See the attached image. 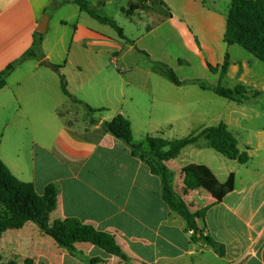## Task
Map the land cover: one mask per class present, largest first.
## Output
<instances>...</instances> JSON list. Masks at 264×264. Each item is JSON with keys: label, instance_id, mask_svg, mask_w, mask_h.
Returning <instances> with one entry per match:
<instances>
[{"label": "crops", "instance_id": "crops-1", "mask_svg": "<svg viewBox=\"0 0 264 264\" xmlns=\"http://www.w3.org/2000/svg\"><path fill=\"white\" fill-rule=\"evenodd\" d=\"M65 1L0 0V71L32 48L37 28L51 7L62 10L77 6L79 11L59 20L71 29L70 46L60 52L50 48L49 19L39 52L19 63L0 89L1 128L9 132L13 149L21 142L29 146L32 160L26 165L16 151L0 153V158L17 178L33 183L39 195L49 184L58 187L60 206L51 214V222L60 218L93 222L99 231L115 235L126 253L146 264H264V63L253 55L236 57L239 45L225 44L231 0L222 14L224 28L216 35L207 22L195 28L171 12L164 4L166 0H158L157 5L149 2L153 10L130 15L139 30L129 36L123 28L127 40L79 5ZM130 1L138 3L127 0V7ZM206 1L216 8L222 0H199L204 10ZM112 2L88 3L96 10L106 9ZM128 9L121 7L127 15ZM211 17L209 13L208 23ZM138 50L149 55L150 65L128 63L131 52L142 54ZM227 53L230 67L223 83L230 81V88L244 85L253 103L249 108L247 103L238 104L212 91H197L192 86L198 85L188 83L205 80L216 87L221 73H213L208 64L221 67ZM49 63L63 66L69 92L95 112L63 93L60 76ZM158 63L176 70L185 84L178 86V91L160 93L157 86H148L129 92L135 87L131 81L134 75L128 78L123 74L145 72L149 80L158 81L151 75L159 73ZM118 65L126 68L124 73L117 72ZM119 114L131 121L134 139V117L156 136L162 130L199 132L222 122L237 134L233 127H242L245 119L259 122L243 129V146L239 134H234L239 150L249 155L246 164L220 159L203 141L167 163L173 173H181L192 164L206 165L221 183L235 176L234 190L206 214L207 233L224 245V256L201 239L191 241L192 233L187 231L183 217L163 200L160 177L105 129L104 124ZM147 136L154 133L139 141ZM5 159H11L10 164ZM188 197L197 209L213 202L205 191L191 192ZM199 224L204 226L202 221ZM0 246L3 263L90 264L91 259L101 258L104 261L97 264H120L117 257L88 244H77L72 254L34 222L5 232Z\"/></svg>", "mask_w": 264, "mask_h": 264}, {"label": "trees", "instance_id": "trees-1", "mask_svg": "<svg viewBox=\"0 0 264 264\" xmlns=\"http://www.w3.org/2000/svg\"><path fill=\"white\" fill-rule=\"evenodd\" d=\"M65 2L79 5L82 11L101 23L110 25L122 39L127 40L124 29L115 20L99 15L86 0H67ZM149 2L157 5L158 0H138L137 4L130 1L128 14L131 15L138 10L151 11L152 6H149ZM42 41L43 34L37 33L32 48L21 59L0 71V89L7 84V78L19 63L30 56H36L41 49ZM224 42L228 46H241L264 63V0H231ZM138 51L149 59L146 52ZM49 65L58 72L63 93L74 102L82 104L89 112H95V109L76 99L69 92L67 78L61 72L63 66L51 63ZM159 66L168 74L175 85L182 86L185 84L179 79L174 69L165 64H159ZM208 66L213 73H221L220 82L216 87L205 80H195L188 83L198 85L202 90L212 91L218 96L238 104L250 102L251 97L248 96L247 88L244 85L239 84L234 88L223 85V80L230 67V55L228 53L221 67L211 64ZM104 127L117 139L127 144L132 156L147 164L152 174L160 177L163 200L171 210L183 217L187 224V231L192 233L191 241L197 242L198 239H201L212 246L216 254L224 256L226 252L224 245L216 242L207 233L206 214L212 206L222 202L225 196L234 190L235 176L232 174L226 183H221L208 166L192 164L181 171L182 183L179 187L174 184V173L169 169L167 163L177 159L183 150L199 141H203L206 146L230 160L238 161L240 164L248 163L250 159L248 153L239 150L238 139L228 126L222 122L180 139L170 140L158 136H147L139 142L134 139L131 121L122 114L117 115L110 122H106ZM194 191L207 192L213 198V202L206 207L195 208V205L187 200L188 195ZM59 196L60 191L55 184H49L44 194L39 195L33 183L24 182L17 178L0 158V207L2 208L0 211V241L5 232L20 230L27 223L34 222L46 235L53 238L61 247L72 254L75 253L77 244H88L97 246L108 254L117 257L120 264H146L126 253L115 235L99 231L93 222L83 223L77 218H60L51 222V214L60 206ZM199 221L204 223L203 227L200 226ZM103 261L101 258H94L91 259L90 264ZM0 264H16L14 261L2 262L1 246ZM26 264H33V261L28 260Z\"/></svg>", "mask_w": 264, "mask_h": 264}, {"label": "rangeland", "instance_id": "rangeland-1", "mask_svg": "<svg viewBox=\"0 0 264 264\" xmlns=\"http://www.w3.org/2000/svg\"><path fill=\"white\" fill-rule=\"evenodd\" d=\"M87 2H93L94 0H86ZM127 0H114V2H112L111 4H109V6L106 9H96V12L104 17H108L111 18L113 20L116 21V23L124 28L126 30V33L131 36L134 35L138 30L139 27L131 21V16L127 15L126 13H124L121 10V7H126L129 8V6L127 7ZM227 3H229V0H222L216 8H213L211 6V3L209 1H206L205 3V10L202 8L199 0H166V2L164 3L166 6H168V9L171 10V12L175 13L178 16H182L184 17L192 26H194L195 28L200 26L201 23L203 24V22H207L208 26L211 25L213 27V32L214 34H219V30L221 31V28H224L223 25V15L225 14V12L227 11ZM155 8V7H154ZM152 8V10L154 9ZM77 6H67L65 8H63L62 10H58L57 8H53L51 7V9H49V11L47 12V14L45 15H49V19H50V24H49V31H48V37L51 41L50 44V48H54V50L57 51H61L63 49V47H68L72 44L71 42V29L68 28V26H62L61 24H59V20L62 18H71V16L79 13V11L77 10ZM129 10V9H128ZM219 10V11H217ZM150 12V11H149ZM209 13H212V17L211 19H209V23H208V15ZM229 13V12H228ZM145 14V12H144ZM148 13H146L147 15ZM45 15L43 16V18L45 17ZM204 15V17L202 18V16ZM215 15V17L213 16ZM42 18V20H43ZM212 18H213V22H212ZM216 18V21H215ZM73 20V19H72ZM72 20L70 21V24L72 22ZM215 21V23H214ZM113 30L114 33H117V31L114 28H111ZM239 48V52L236 55V57L240 56V58H245V57H250L251 54H249V52H247L245 49H243L241 46H238ZM128 49V46L126 47L125 50ZM252 57V56H251ZM127 61L128 63H145V64H149L150 62L149 60L142 54L137 53L136 51L131 52L130 54H128L127 57ZM264 65V64H263ZM118 70L117 72H121L124 73L125 69L122 68L121 65H118ZM159 73H152V76H156L158 78V81L155 80H149L148 78L149 75L145 72H135V73H126L123 74V77H130L133 76V78L131 79V81L133 82V86L134 88L130 89L129 92L132 90L133 92L137 91L138 87H148V86H157L159 89L160 93L163 92H169L174 90L178 91V86H176L172 80L170 79V77L168 76V74L160 67L159 68ZM176 71V70H175ZM177 72V71H176ZM178 75H180L179 73H177ZM122 75V74H121ZM127 75V76H126ZM182 75V74H181ZM155 77V78H156ZM127 79V78H126ZM157 83V84H156ZM228 87H232L230 81L229 82H225ZM223 83V84H225ZM214 84V83H212ZM194 88L197 89V91H202L201 88L199 86H192ZM189 89V88H187ZM187 91V90H186ZM134 92V93H135ZM248 93V91H247ZM249 96V95H248ZM250 97V96H249ZM251 101V100H250ZM247 108L251 107L250 102L247 103ZM84 112L81 111L80 113V117L82 118L81 123H83L84 120ZM107 116H111V113L108 114ZM163 117V116H162ZM251 118V116H249ZM77 118V117H76ZM135 120L139 121V118L134 117ZM78 119V118H77ZM137 121L135 122V134H136V139L135 141H139V139L143 136H146L148 133H154V136H156V132L154 131H150L149 129H144L143 128V122L139 121L141 123ZM259 122L257 121H251V119L247 118L244 120L243 126L242 127H233V130L235 132H238L237 134H239L238 136L240 137L241 140V145L243 146V143L245 141V133L243 132V129L248 128L252 125H256ZM193 132H182V131H169V130H162L160 135H157L158 137H163L165 139H171L173 140L174 138L179 139V138H184L189 136L190 134H192ZM235 134V133H234ZM235 134V135H237ZM8 136H9V132L5 131L4 129L1 128L0 125V153L3 154L5 151L9 152V151H16L15 153H20L21 155V162L26 163V165L31 164V154L30 152V148L27 144H24V142L19 145V146H14V149L9 145V141H8ZM208 147V146H207ZM208 149L212 152L215 153V155H217V157H219L220 159H225L226 161H229L228 158L222 156L221 154L215 152L212 148L208 147ZM7 162H9L10 164V160L9 159H5ZM172 168H174L172 166ZM175 170V168H174ZM182 180H181V176L180 173H174V184L177 186H181ZM189 196V195H188ZM189 197H187L188 199ZM195 204V203H193ZM0 211H2V208L0 207ZM53 219V216L51 215L50 220ZM8 253H10V251L6 250V254L8 255ZM209 259V258H208ZM199 263V262H197Z\"/></svg>", "mask_w": 264, "mask_h": 264}, {"label": "water", "instance_id": "water-1", "mask_svg": "<svg viewBox=\"0 0 264 264\" xmlns=\"http://www.w3.org/2000/svg\"><path fill=\"white\" fill-rule=\"evenodd\" d=\"M48 23H49V15H45L39 27L37 28V32L40 34H45L47 32ZM45 61L48 62V59H45Z\"/></svg>", "mask_w": 264, "mask_h": 264}]
</instances>
